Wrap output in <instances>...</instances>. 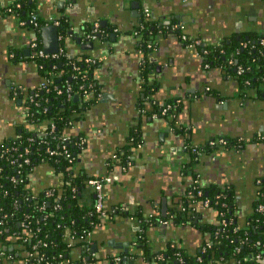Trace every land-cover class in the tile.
<instances>
[{
	"label": "crops",
	"instance_id": "obj_1",
	"mask_svg": "<svg viewBox=\"0 0 264 264\" xmlns=\"http://www.w3.org/2000/svg\"><path fill=\"white\" fill-rule=\"evenodd\" d=\"M16 1L0 0V144L14 138L24 123L22 102L13 90L32 92L42 84L34 62L28 59L34 32L20 26L15 16L1 13ZM27 1L44 22L38 36L41 48V29L66 15L73 37L64 41V48L59 37L58 51L62 48L67 56H85L100 64L96 70L99 97L66 136L84 140L75 171L91 177L110 174L112 183L103 190L107 215L101 226L91 230L88 253L78 244L71 258L80 261L82 254L86 264H157L145 260L133 245L140 233L135 215L162 219L172 199L187 191L192 173L205 187L233 190L234 217L239 227H245L264 181V96L255 88L240 90L234 70L204 62L181 43L179 35L197 38L204 46H220L240 36L260 34L264 32V0H75L70 6L68 0ZM145 8L156 27L172 30L177 25L179 30L158 31L145 59L149 73L143 79L144 59L134 34ZM89 24L112 30L105 42L82 39ZM75 38L81 40L80 45ZM88 42L92 48L82 49ZM168 101L178 104V135L168 120L156 115V109ZM135 129L142 142L132 149L130 163L110 172L108 161L117 151L132 146L129 138ZM219 137L237 145L202 155L189 167L185 146H204ZM184 170L191 172L185 175ZM29 180L36 191L60 186L45 163L33 169ZM82 197L81 205H91L90 188ZM194 208L196 225L174 226L162 221L145 231L152 252L175 245L188 255L198 253L207 237L198 226L214 223V212L198 204ZM8 251L10 256H1L0 264H25L19 250L8 246ZM117 257L126 261L115 263Z\"/></svg>",
	"mask_w": 264,
	"mask_h": 264
},
{
	"label": "trees",
	"instance_id": "obj_2",
	"mask_svg": "<svg viewBox=\"0 0 264 264\" xmlns=\"http://www.w3.org/2000/svg\"><path fill=\"white\" fill-rule=\"evenodd\" d=\"M19 2L20 9H15L13 13L20 21H25L24 26L30 27L26 18L30 12H33V6L27 0ZM57 21L58 35L61 46L64 48V41L70 36L73 37L72 26L66 15L58 17ZM38 23L40 26L44 25L40 19ZM98 30V34L94 33L93 27L90 24L87 25L82 39L84 40L87 35H94L95 41L105 42L107 35L112 31L106 27L98 28ZM158 31L164 34V31L169 33L172 30L170 27L158 28L148 18L142 19L140 26L136 29V48L142 55L144 63H146V56L151 52L147 49V44H154ZM70 32L72 34H69ZM173 34L178 35L175 31ZM247 36H240L229 42L224 41L220 46H204L207 54L202 55L200 49L199 55L211 66L220 65L229 71L234 70L240 90L255 88L264 96V32ZM65 54L64 50L57 59L34 58L35 68L45 86L16 96L22 102L24 123L17 129L14 138L0 144V252L3 253V258L10 256L8 246H11L15 251L19 250L23 254L25 264H86L82 254V259L76 261L71 258L70 253L74 247L83 243L81 239L87 232L101 226L105 220L94 214L93 193L91 205H81L82 193L87 188L86 182L95 177L75 171V164L82 151L79 146L81 137L66 136V131L99 97L101 84L96 78V70L100 64L95 59V63H87L86 59L89 57L70 58ZM31 55L30 53L28 58L30 60ZM144 63L140 74L143 79L149 73V65ZM239 67L244 69L241 74L237 73ZM67 86L71 89L70 100H67ZM167 105L171 106L170 110L167 115L161 116L160 111ZM156 110L158 118L168 120L170 128L176 135L181 133L176 125L178 110L176 102L168 101ZM51 126L54 127L53 130ZM42 132H48V134L41 136ZM63 138L67 140L66 146L73 158L71 163L63 155L49 156L46 152L47 148L60 151V142ZM216 139H223L226 142L224 150L237 145L236 142L224 137L211 140ZM129 141L132 143L130 148L117 151L115 159L108 161L110 172L117 166L123 168L128 165L132 149L142 142L137 129L130 134ZM185 150L190 156L189 167L192 163L198 162L200 156L219 151L218 148L208 146V142L204 146H198V150L202 151L200 156L192 152L190 147L185 146ZM25 151L28 153L25 154ZM23 159H27L28 163H23ZM40 163L51 167L55 176L59 178V188H47L40 191L30 188L29 176ZM189 171L183 172L187 175ZM191 175L187 191L172 199L171 208L167 209L166 216L162 219L134 214L140 224V233L135 239L134 246L140 250L142 257L157 264H215L218 262L260 264L256 256H264V181L259 184L260 189L254 202L252 215L245 227H239L234 217L233 190L205 187L193 173ZM198 185L202 191L200 196H196ZM45 191L49 194L46 195ZM204 200L210 201L206 209L214 212V223L197 225L207 235L198 253L191 256L178 247L169 245L163 251L152 252L145 238V231L162 221H167L174 226L196 225L194 214L196 215L197 210L194 207L198 204L203 208ZM260 205L263 207V212L256 210ZM219 213H222V218ZM221 221L224 222L221 223ZM207 243L209 248H206ZM3 247H5L4 251ZM235 248L238 250L235 251ZM157 255L161 258L156 259Z\"/></svg>",
	"mask_w": 264,
	"mask_h": 264
},
{
	"label": "built area",
	"instance_id": "obj_3",
	"mask_svg": "<svg viewBox=\"0 0 264 264\" xmlns=\"http://www.w3.org/2000/svg\"><path fill=\"white\" fill-rule=\"evenodd\" d=\"M15 9H20V3H16L14 5L7 6L6 8H4L1 11V13H7V14H10V15H13V16L16 17V15L13 13V11ZM143 12H144L145 16H147V17L149 16V11H148L147 8H145L143 10ZM16 18H17L18 24L20 26H24L25 25V21H20L18 17H16ZM38 19H39L38 16L34 12H30L27 15L28 24L30 25L32 31L34 32V36H33V38H31L30 43H29V50H30V53L32 54L31 55V60L33 61L35 57L36 58H40L42 60L57 59L59 56H61L63 54L64 50L61 48L60 51H58L55 54H51V55H48V54L44 53V51L42 50L41 45H40V40L37 37V33L40 31V27H41L40 24L38 23ZM48 23H51V25H54L55 27L58 26L57 19L50 20ZM178 27L179 26L174 25L172 27V30H179ZM93 32L97 33V34L99 33V30H98L97 26L93 28ZM134 35L136 36L137 34L135 33ZM85 38L87 40L91 41V40H95L96 36L87 35ZM179 40L181 41L182 44H184V46L188 50L194 51L197 55H199L200 49H201L200 52L202 53V55L207 54V51L204 49V44L201 42V40H199L197 38H191V37L185 36L184 34H180L179 35ZM153 47H154L153 43L147 44V49L152 50ZM198 49H199V51H197ZM65 55H67V54H65ZM86 62L87 63H95V60H92L91 58H88V59H86ZM243 71H244V69H242L241 67L237 68V73L238 74H241ZM44 86H45L44 84H41L42 88H44ZM22 92L23 91L21 89H19V88H16L15 90H13V94L15 96H17L19 93H22ZM66 94H67V100H70L72 98V95H71V89H70L69 86H67V88H66ZM170 108H171L170 105H167L166 107H164L160 111V115L161 116L167 115V112L170 110ZM53 128L54 127L51 126V130H53ZM171 130H172V128H171ZM47 134H48V132H42L40 135L44 136V135H47ZM66 138H63L61 140V142H60V151L57 152V151L50 150L49 148H47L46 152H47V154L49 156L63 155V157L65 159H67L69 163H71L73 161V158H71V156L69 154V151L67 149V146H66L67 140H66ZM262 139L264 140V136H262ZM79 146H81V148L84 146V140L82 138H80ZM208 146H210L211 148H218V150L221 151V150H224V147L226 146V142L223 139H216L215 141L210 140V141H208ZM190 148H191L192 152H195L198 156L202 155V151L198 150V146H191ZM27 153H28V151H25V154H27ZM114 159H115V155L112 156V160H114ZM23 163L27 164L28 160L27 159H23ZM129 163H130V161L128 162V164ZM197 180H196V182H197ZM12 181L16 182L15 179H12ZM111 183H112V178H111L110 174L102 175V176L95 177V178H90L86 182L87 187L90 188L92 193H93V205H92V208H93L94 214L96 216H98L99 218H102V219H104L106 217V215H107L106 212H105V208H104V193H103V190H104L105 186L110 185ZM199 186L200 185L196 186V188H197L196 196H200L202 194V191L199 188ZM44 193L46 195L49 194L48 191H45ZM209 205H210V201L209 200H204L202 202L203 208H208ZM256 210L258 212H263V207L261 205L257 206ZM219 216L222 218V213H219ZM222 222H224V221H221V223ZM90 237H91V231L87 232L85 234V237L81 239V240H83L82 244H83V246L85 248L86 253H88V250H89V245L88 244H89ZM170 247H175V245H171ZM206 248H209V244L208 243L206 244ZM234 250L237 251L238 249L235 248ZM1 256H3L2 252H0V258H1ZM160 258H161L160 255L156 256V259H160ZM256 259L258 260V262L260 264H264V256L257 255ZM197 260L200 261L199 259H197ZM114 261H119V258L118 257L114 258Z\"/></svg>",
	"mask_w": 264,
	"mask_h": 264
},
{
	"label": "water",
	"instance_id": "obj_4",
	"mask_svg": "<svg viewBox=\"0 0 264 264\" xmlns=\"http://www.w3.org/2000/svg\"><path fill=\"white\" fill-rule=\"evenodd\" d=\"M68 2H69L68 6H70V5H72L75 2V0H68ZM69 34H72V32H70ZM41 36H42V39H43L42 50L44 51V53L48 54V55L57 53L58 52V41H59L57 27H55L54 25L43 27L41 29ZM76 42H77V44L80 45L81 40L77 39ZM81 48L82 49H90V48H92V43H90V42L85 43V44L81 45ZM70 58H72V57H70ZM74 100H76V98H74ZM162 211L163 212L165 211L164 203L162 205ZM196 221L197 220H194V222H196ZM133 245H134V243H133ZM2 250L4 251L5 247H3ZM124 254L127 257L128 251L126 249H124ZM118 258H119V261H115V263H120L121 261H124V262L126 261L123 258H120V257H118ZM88 259L89 258H87V260Z\"/></svg>",
	"mask_w": 264,
	"mask_h": 264
},
{
	"label": "flooded vegetation",
	"instance_id": "obj_5",
	"mask_svg": "<svg viewBox=\"0 0 264 264\" xmlns=\"http://www.w3.org/2000/svg\"><path fill=\"white\" fill-rule=\"evenodd\" d=\"M20 0H17L16 2H14V3H12V4H10V5H14V4H16V3H20L19 2ZM10 5H8V6H10ZM20 6H21V4H20ZM149 11V10H148ZM142 17H144V19H149V17H150V11H149V16L147 17V16H145V14H143V16ZM26 20H27V18H26ZM27 22V24H28V21H26ZM30 26V25H29ZM24 27H28V26H24ZM197 51H199V49L197 50ZM147 57V56H146ZM173 130V129H172ZM192 145H187V147H191Z\"/></svg>",
	"mask_w": 264,
	"mask_h": 264
}]
</instances>
